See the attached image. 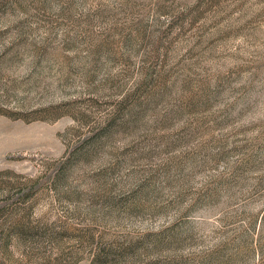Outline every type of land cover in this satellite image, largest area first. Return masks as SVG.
I'll list each match as a JSON object with an SVG mask.
<instances>
[{"label": "rangeland", "instance_id": "rangeland-1", "mask_svg": "<svg viewBox=\"0 0 264 264\" xmlns=\"http://www.w3.org/2000/svg\"><path fill=\"white\" fill-rule=\"evenodd\" d=\"M0 264H264V0H0Z\"/></svg>", "mask_w": 264, "mask_h": 264}]
</instances>
